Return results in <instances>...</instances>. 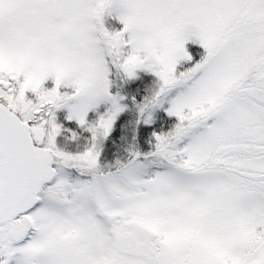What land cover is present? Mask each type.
Wrapping results in <instances>:
<instances>
[{
  "label": "snow or ice",
  "instance_id": "snow-or-ice-1",
  "mask_svg": "<svg viewBox=\"0 0 264 264\" xmlns=\"http://www.w3.org/2000/svg\"><path fill=\"white\" fill-rule=\"evenodd\" d=\"M0 264H264V0H0Z\"/></svg>",
  "mask_w": 264,
  "mask_h": 264
},
{
  "label": "trees",
  "instance_id": "trees-1",
  "mask_svg": "<svg viewBox=\"0 0 264 264\" xmlns=\"http://www.w3.org/2000/svg\"><path fill=\"white\" fill-rule=\"evenodd\" d=\"M144 147H147V145H144Z\"/></svg>",
  "mask_w": 264,
  "mask_h": 264
}]
</instances>
